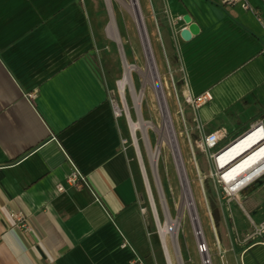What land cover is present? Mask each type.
I'll return each mask as SVG.
<instances>
[{
    "label": "crops",
    "instance_id": "obj_1",
    "mask_svg": "<svg viewBox=\"0 0 264 264\" xmlns=\"http://www.w3.org/2000/svg\"><path fill=\"white\" fill-rule=\"evenodd\" d=\"M148 2L195 142L220 130L225 145L264 119V0H248L259 19L239 2ZM93 11L89 0H0V264H147L153 253L145 167L94 58ZM186 13L198 31L185 40ZM74 168L81 187L66 181ZM255 181L244 202L264 194ZM251 216L260 232L223 239L220 264H264V199Z\"/></svg>",
    "mask_w": 264,
    "mask_h": 264
},
{
    "label": "rangeland",
    "instance_id": "obj_2",
    "mask_svg": "<svg viewBox=\"0 0 264 264\" xmlns=\"http://www.w3.org/2000/svg\"><path fill=\"white\" fill-rule=\"evenodd\" d=\"M130 3L131 0H89L94 9L93 20L97 31L94 58L113 75L110 98L119 100L116 80L123 76V65L114 41L115 34H118L126 61L131 63V85L125 84L124 89L131 119L136 121L140 117L148 122L144 130L137 127L135 132L145 167V186L151 198L147 197L144 187L142 204L146 207V220L155 240L152 255L145 256L146 262L167 264L149 206L150 199L155 205L159 223L164 224L166 216L178 219L175 237L171 239V234L165 235L170 264H201L202 258L206 257H210L211 264H220L219 244L223 239L232 234L241 236L260 232L252 224L251 211L256 202L263 201L264 194L258 193L254 202L243 200L253 190L250 189L248 193L243 191L255 186L257 178L236 194L229 195L226 192L227 186L223 182L227 181L219 177L220 169L218 171L214 163L215 149H203L195 142L198 132L189 126L190 113L185 111L183 105L173 59L168 53L167 61L170 64L167 65L148 0H136V3L150 55L144 48V40L140 37V28L137 27ZM148 60L153 65L152 77L146 71ZM131 90L140 95L138 106L133 104ZM156 149L157 156L153 162L150 151ZM184 187L191 205L185 203ZM237 208L241 213L239 216L236 215ZM196 231H201L202 237L199 238ZM198 241L207 244V251H198Z\"/></svg>",
    "mask_w": 264,
    "mask_h": 264
},
{
    "label": "bare ground",
    "instance_id": "obj_3",
    "mask_svg": "<svg viewBox=\"0 0 264 264\" xmlns=\"http://www.w3.org/2000/svg\"><path fill=\"white\" fill-rule=\"evenodd\" d=\"M130 8L140 28V33L144 40V48L146 50V53L147 55H150L149 48L147 45L148 43L144 38L142 21L138 14L139 10L136 0H131ZM130 68L131 66L124 64L123 76L117 80L121 101H123L124 99L123 89L125 87V84L126 85L128 84L129 86L131 85L129 80ZM146 71L148 72V75L150 73V76L152 77L154 70H153L152 62H150L149 60ZM145 74H146V78L149 79L147 73ZM157 95H159L160 97L159 93ZM132 97L134 104L138 106L140 95L135 94L133 91ZM123 105L125 108H127L125 101L123 102ZM129 124L132 132V139L134 141L133 143L137 145V140L135 135L136 128L140 127L143 128L144 130V126H146L148 122L142 120L140 117H138L136 121L132 119L130 120V116H129ZM258 125L259 124L255 125L252 129L246 131V133H244L242 136H240L233 142L229 143L227 146L217 151L214 155L215 166L219 168L220 173H222V175H219V177L223 181H227L229 185L233 186V188L235 187L239 188L241 184H246V183L247 184L245 186H247L257 177L264 175V173H261V171L264 170V137H263L264 127ZM163 139L165 140V137ZM157 151L158 149H156L155 151H150V158L153 162L156 159ZM145 183H146V179H145ZM228 190L230 191L229 188ZM183 195L185 196V203L191 205V202L188 201L185 187L183 188ZM194 220L196 224L195 217ZM177 224H178V219H173L166 216L164 224L159 223V225H157L167 264H170V258L165 243V235L166 233H169L174 238L177 232ZM196 234L199 238L202 237L201 231H196Z\"/></svg>",
    "mask_w": 264,
    "mask_h": 264
},
{
    "label": "built area",
    "instance_id": "obj_4",
    "mask_svg": "<svg viewBox=\"0 0 264 264\" xmlns=\"http://www.w3.org/2000/svg\"><path fill=\"white\" fill-rule=\"evenodd\" d=\"M222 2L223 3H236V2H239V4L244 9L251 10L254 14H256L258 19L260 18L257 9L254 8L250 4V2H248V0H222ZM116 85H117V80H116ZM124 89H125V87H124ZM124 89H123V96H124ZM117 91H118V94H119V100H116L115 97L114 98H110V102H111V104L113 106V113H114L115 116L123 115L127 119V122H128L129 116L131 118L130 109H129L128 105H127L125 96H124V101H125V104L127 105V108L124 107L123 101H121V98H120V92H119L118 85H117ZM207 96H208L207 93H202V94H199V95L195 96L192 99L191 98L190 99L187 98L186 101L191 100L192 104L196 105L200 101H202L205 98H207ZM132 101H133V98H132ZM133 104H134V102H133ZM179 110H181L180 106H179ZM257 124H259L258 126L264 127V119L255 121L246 131H248L249 129H252ZM130 132H131V130H130ZM131 135H132V132H131ZM221 136H222V132L220 130H214V131L202 134L201 137L199 138V140L197 141V144L199 146H201L203 149H212V150L215 149V151L217 152L220 149H222V147L224 146V145H221V146L219 145L218 146V141H219ZM131 138H132V136H131ZM132 141H133V139H132ZM134 146H135L136 149H138V142H137V145H134ZM217 170L219 171L218 168H217ZM261 173H264V170H262ZM220 175H221V173H220ZM66 181L68 183H70V184H73V185L77 186V187H81L85 183V176L77 168H74L70 172V174L66 177ZM246 184H241L239 186V188H237V187L233 188V186L229 185L228 182H223V185L227 186L226 192L229 195L236 194L239 190L244 188ZM57 188H58V190H63L64 187H63L62 184H58ZM228 188L230 189V191L228 190ZM10 215L12 217H14L16 220H18L19 225L25 226V227L27 226L26 218L20 211H12V212H10ZM197 247H198L197 248L198 251L201 252V253H203L204 251H207V244L204 241H198ZM132 264H143V263L138 258H136V260ZM201 264H211L210 257L202 258Z\"/></svg>",
    "mask_w": 264,
    "mask_h": 264
},
{
    "label": "water",
    "instance_id": "obj_5",
    "mask_svg": "<svg viewBox=\"0 0 264 264\" xmlns=\"http://www.w3.org/2000/svg\"><path fill=\"white\" fill-rule=\"evenodd\" d=\"M182 19L185 21V22H187L188 23V25L187 26H184V27H182L181 29H180V32H179V34H180V36L183 38V39H189L190 38V36L192 35V34H194V33H196L197 31H198V25L196 24V22H194V21H192L191 20V17H190V15L189 14H183V16H182ZM136 24H137V22H136ZM137 27H138V25H137ZM144 29V28H143ZM139 30V29H138ZM143 34H144V38L146 39V37H145V30H143ZM140 33V32H139ZM140 37H141V35H140ZM147 40V39H146ZM114 41H115V43H116V46H117V50H118V54H119V57H120V60H121V63H122V67H123V71H122V75H123V73H124V64H126L127 63V61H126V58H125V55H124V51H123V47H122V43H121V41H120V38H119V36H118V34H115V37H114ZM148 45V44H147ZM146 54V53H145ZM128 65L130 64L131 65V63H127ZM133 65V64H132ZM130 77V76H129ZM244 133H246V131L245 132H243L242 134H240L239 136H237L236 138H234L233 140H231L230 142H228L227 144H225L223 147H225V146H227L229 143H231V142H233L234 140H236L237 138H239L240 136H242ZM222 147V148H223ZM146 178V174H145V176H144V179ZM147 180V179H146ZM145 182V181H144ZM146 187V186H145ZM146 192H147V197L149 196L148 194H149V192L147 191V188H146ZM149 198V197H148ZM149 200V199H148ZM149 206H150V209H151V212H152V214H153V216H154V218H155V221H156V225H159V221H158V218H157V214H156V209H155V206H154V203L152 202L151 203V201L149 200ZM171 239H172V236H171ZM163 246V245H162Z\"/></svg>",
    "mask_w": 264,
    "mask_h": 264
},
{
    "label": "trees",
    "instance_id": "obj_6",
    "mask_svg": "<svg viewBox=\"0 0 264 264\" xmlns=\"http://www.w3.org/2000/svg\"><path fill=\"white\" fill-rule=\"evenodd\" d=\"M219 146V145H218Z\"/></svg>",
    "mask_w": 264,
    "mask_h": 264
}]
</instances>
